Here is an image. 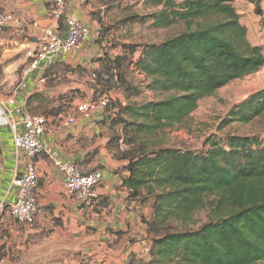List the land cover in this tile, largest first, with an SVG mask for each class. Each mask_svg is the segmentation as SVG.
I'll return each mask as SVG.
<instances>
[{
  "label": "trees",
  "instance_id": "obj_1",
  "mask_svg": "<svg viewBox=\"0 0 264 264\" xmlns=\"http://www.w3.org/2000/svg\"><path fill=\"white\" fill-rule=\"evenodd\" d=\"M142 1L154 10L147 16L153 27L182 22L186 30L160 43L125 44L120 56L99 53L93 67L50 68L47 78L53 82L60 73L79 70L83 75L81 67L90 69L91 80L98 83L99 94L94 89L98 98L116 88L133 91L125 79V66L133 64L150 80L148 87L155 96H165L140 105H116L109 100L104 114L112 125L124 124L123 135L114 136L107 145L115 158L126 162L121 166L124 202L134 208L137 198L153 199L150 264H264V137L230 135L222 142L213 135L204 150L152 146L148 137L183 125L202 99L264 68L263 47L249 41L248 27L233 0ZM249 1L258 7L264 23V10L259 8L264 0ZM139 47L141 56L130 59ZM79 91L70 88L54 98L36 92L26 107L47 119L59 118L67 111V100L80 97ZM261 116L264 89L235 105L229 121L248 123ZM122 138L129 147L125 151L118 150ZM74 162L87 167L84 161ZM109 202V196L102 195L94 209ZM205 207H209V219L197 229L169 224L187 221Z\"/></svg>",
  "mask_w": 264,
  "mask_h": 264
},
{
  "label": "rangeland",
  "instance_id": "obj_2",
  "mask_svg": "<svg viewBox=\"0 0 264 264\" xmlns=\"http://www.w3.org/2000/svg\"><path fill=\"white\" fill-rule=\"evenodd\" d=\"M90 3L91 15L97 22L96 28L98 29V34L93 39L96 40L102 56H120L125 53L123 49L125 44L143 46L160 43L186 30L182 22L168 28L153 27L152 20L147 16L154 10L147 8L142 0H90ZM233 3L242 14V22L248 27L249 41L253 45L262 46L264 50V23L256 11L258 7H255L249 0H233ZM259 8L264 10V2L260 3ZM143 17L144 20H141ZM141 50L142 47H139L137 52L129 58L136 60L141 56ZM97 54L93 57L94 59ZM85 65L89 66V64ZM87 68L81 67L84 71L83 75L79 70L68 72L70 74L60 73V76L52 82L59 92H66L72 86H77L76 88L82 86L78 92L80 97L73 101L67 100L68 106L66 105L67 111L65 112L72 111L81 100L95 98L97 97L95 94H99L98 83L91 80L92 74ZM125 73L126 86H131L133 91L128 92L125 87H121L108 94H103V96L108 95L114 104L140 105L155 98L165 97L164 95L155 96L148 87L150 80L137 66L128 64L125 66ZM52 83L47 82L50 86L53 85ZM94 89H97L98 93L94 94ZM261 89H264V68L244 78L236 79L218 89L214 95L202 99L198 108L183 125L172 126L148 135L149 143L152 146L156 144L172 148L204 150L209 147L208 138L213 135L222 142L230 135L264 137V116L248 123L229 121L230 110L243 102L250 94ZM55 96L57 94L52 98ZM60 104L63 105L64 102ZM91 124L93 126L87 131L86 144L82 143V146L88 150L87 157L83 160L84 165L87 166L86 169L91 171L99 168L121 173L123 170L121 166L126 162L115 158L107 145L114 136L123 135L124 124L112 125L104 115L101 121L95 119ZM128 148L122 138L119 141L118 150L125 151ZM151 202L153 199L144 202L137 198L134 201V208L125 202L119 213L113 215V212L105 211V221L111 224L115 221L116 224L117 220L121 223V228L117 232L109 227L106 228L100 236L96 237V242L90 244L88 248L78 249L79 246L76 244L73 246L72 241L66 238H61L62 240L42 238L38 242L47 246L45 250L42 247L45 253L39 259L32 258L23 264H150L151 234L149 227L153 219ZM208 208L196 211L187 221L173 220L169 224L176 229H197L208 221L210 214ZM5 210L6 214L14 219L9 208ZM93 210L92 214H96L97 210L94 208ZM96 230L97 228L90 226L91 234L94 235ZM26 247L27 250H32L29 243H26Z\"/></svg>",
  "mask_w": 264,
  "mask_h": 264
},
{
  "label": "crops",
  "instance_id": "obj_3",
  "mask_svg": "<svg viewBox=\"0 0 264 264\" xmlns=\"http://www.w3.org/2000/svg\"><path fill=\"white\" fill-rule=\"evenodd\" d=\"M0 8L16 18L0 33V206L4 204L0 214L4 240L1 255L5 264H23L32 258L39 259L45 253L47 246L38 242L42 238H66L72 241L73 246L76 244L78 249H83L95 243L96 237L106 228L109 227L114 232L120 230V222L116 220V224L115 221L111 224L104 217L105 211L113 212V215L121 212L126 190L121 186L122 173L103 169L104 183L98 188L102 195L109 196L110 202L108 206H100L96 214H92L93 208L83 206L65 190L64 176L53 165L47 151L57 152L65 161L82 162L88 154L87 148L82 146L88 139L87 131L93 126V120L101 121L103 116L94 114L91 118H84L75 112V106L72 111L65 112L57 119L53 116L48 118V129L43 136L46 153L33 159L41 182L36 191L39 213L34 225L25 226L6 214L5 206L9 208L17 196L16 180L30 161L24 153H17L14 147V136L23 129L21 118L23 111L28 110V98L36 92H43L49 97L64 93L49 82L48 69H57L62 65L77 67L89 64L86 67H93L97 65L93 57L96 53L99 54V50L93 39L98 29L97 22L91 15L90 0H68L67 13L77 14L90 26L93 33L78 49L52 59L48 64L44 63L41 68L24 75L23 71L31 60L28 52L37 47L43 29L55 23L52 14L53 0H0ZM47 82L53 85L50 86ZM73 112L77 115V124L65 127L63 118ZM90 226L97 228L94 235L91 234ZM26 243L31 245L32 250H27Z\"/></svg>",
  "mask_w": 264,
  "mask_h": 264
},
{
  "label": "built area",
  "instance_id": "obj_4",
  "mask_svg": "<svg viewBox=\"0 0 264 264\" xmlns=\"http://www.w3.org/2000/svg\"><path fill=\"white\" fill-rule=\"evenodd\" d=\"M67 4L68 0H53L52 14L55 23L43 29L37 47L28 52V57L31 60L23 71L24 75L41 68L44 63L48 64L52 59L78 49L93 33L90 26L77 14L67 13ZM12 21H16L14 15L0 8V33ZM95 33L97 34V30ZM109 100L108 95L81 100L76 105L75 112L84 118H91L94 114L104 115ZM62 122L65 127H72L78 122L77 115L73 112L63 118ZM21 124L23 129L14 136V147L17 153H24L30 161L20 178L16 180L18 192L15 200L9 205V211L16 222L32 227L39 213L36 195L39 185V170L33 159L46 153L43 136L48 129V119L42 114H33L24 110ZM47 153L53 165L63 174L67 193L74 196L83 206L95 208L102 198L98 188L103 180L102 169L96 168L88 171L86 167L76 164L74 161L61 159L55 151H47ZM3 208L4 204H1L0 214ZM3 241L0 227V264H5L1 255Z\"/></svg>",
  "mask_w": 264,
  "mask_h": 264
}]
</instances>
